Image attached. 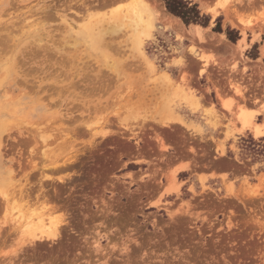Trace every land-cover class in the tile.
Returning <instances> with one entry per match:
<instances>
[{"label": "rangeland", "instance_id": "rangeland-1", "mask_svg": "<svg viewBox=\"0 0 264 264\" xmlns=\"http://www.w3.org/2000/svg\"><path fill=\"white\" fill-rule=\"evenodd\" d=\"M69 1L0 0V35L39 28L79 62L0 71V264H264V0H192L207 25ZM143 1L144 37L119 24Z\"/></svg>", "mask_w": 264, "mask_h": 264}, {"label": "bare ground", "instance_id": "bare-ground-1", "mask_svg": "<svg viewBox=\"0 0 264 264\" xmlns=\"http://www.w3.org/2000/svg\"><path fill=\"white\" fill-rule=\"evenodd\" d=\"M72 1V0H71ZM71 1H69V2H71ZM79 1V3H80V1L81 0H78ZM78 1H77V3H78ZM96 1V0H95ZM117 1H124V0H98L96 3H94V2H89V4H87V3H85V2H87L86 0H85V2H83V3H80V4H82V5H80V6H76V2H74L75 4H74V6L72 5V4H68L69 5V7L72 9V6L73 7H77L76 8V11H75V14L76 15H78L79 17L81 16V18L83 17L84 18V16L86 17V16H88L89 14L91 15V10H92V8H98V7H106V6H108V5H110V4H114L115 2H117ZM94 3V4H93ZM120 3H122V2H120ZM143 3H145L144 1H143ZM162 3V2H161ZM140 4V3H139ZM146 5H144V6H142V4H141V6L142 7H140L139 9L137 8V5H133L134 7H132L131 8V12H129L128 13V15H125V14H127V12L124 14V16H123V18L122 19H119V24H121L122 25V27L124 28H126L127 30H129L128 32H130V29L131 28H141V30H140V28H139V30L140 31H142V36L144 37V35H146V36H148L149 35V33L148 34H146L147 32L146 31H144V29L146 28V30L148 29V28H150V20H149V16H150V7L147 5V3H145ZM77 5H79V4H77ZM162 5V4H161ZM156 6H157V4H156ZM8 9V8H7ZM78 9V10H77ZM126 9V8H125ZM10 10V9H9ZM5 11H7V10H5ZM127 11V10H126ZM130 11V10H129ZM156 11L158 12V16L159 17H161V18H163L165 15H166V12L164 11V6L162 7V8H157L156 9ZM44 12V11H43ZM2 14H4V13H2ZM2 14H0L1 16H3ZM42 14V13H41ZM43 14H46V15H44V16H48V19H49V17L51 16V12L49 11V9L47 10V11H45ZM17 15V14H16ZM18 16V15H17ZM92 16V15H91ZM146 16H147V18H146ZM163 16V17H162ZM46 17L44 18V19H46ZM52 17V16H51ZM111 17V16H110ZM1 18V17H0ZM15 18V17H14ZM18 18V17H17ZM22 18V17H21ZM107 19V18H106ZM164 19V18H163ZM169 19V18H168ZM177 19V18H176ZM13 20V19H12ZM16 20H18V19H16ZM25 20V19H24ZM171 20H173L174 21V19H171ZM43 21V20H42ZM45 21V20H44ZM47 21V20H46ZM107 21V20H106ZM177 22L176 23H171V25H174V26H176L177 24H179V25H181V22L179 21V20H176ZM0 22H1V20H0ZM16 22V21H15ZM15 22H13L14 24H15ZM19 21H17V23H18ZM35 22V21H34ZM41 22V21H40ZM97 22V21H96ZM95 22V24H98V23H96ZM105 22V21H104ZM110 22V21H109ZM2 23V22H1ZM5 23V22H4ZM11 23H12V21H11ZM17 23L15 24V25H17ZM38 23V22H37ZM6 24V23H5ZM45 24V23H44ZM105 24V23H104ZM112 25V24H111ZM11 26V25H10ZM20 26H22V25H20ZM19 25H18V28L20 27ZM99 26V25H98ZM116 26V25H115ZM0 27H3V28H5L4 26H0ZM104 27H105V25H104ZM103 27V28H104ZM111 27V26H110ZM117 27H119L118 25H117ZM121 27V28H122ZM9 28V27H8ZM14 27L12 26V29H13ZM15 28H17V27H15ZM44 28V27H43ZM94 28H95V26H94ZM116 28V27H115ZM114 28V29H115ZM10 29V28H9ZM45 29H46V26H45ZM45 29H44V31H45ZM53 29V28H52ZM96 29V28H95ZM117 29V28H116ZM1 30H3V29H1ZM23 30V29H22ZM49 30V29H48ZM124 30V29H123ZM8 31H10V30H8ZM37 31H40L39 30V28H37V30H34L32 33H30V35H29V38L27 37V40H25L24 42H22V41H18V42H16L17 40H15V39H18L16 36H17V34H16V36L15 35H13L11 32H10V34H8V35H6V33H4V34H1L0 35V56L2 57V59L3 58H5V59H7L6 60V62L7 63H9V65L7 64V66H5L3 63L2 64H0V71H4L5 73H9L11 70H10V68H12V70L13 69H15V68H21L22 70L23 69H25L24 68V66L22 65V64H20L21 62H20V59H19V56H21V55H23V53L25 54V55H32V53H35V55H36V57H38V53H40V51L41 50H46L48 53H49V55L51 54V55H53V57H54V59H55V61H57V65H56V67L55 66H52V65H45L44 63H45V61L43 62L42 61V63H40V64H38V66L37 67H35V66H32V65H30V69H25L24 71H27L26 73H27V75H29V73L30 74H34V73H36V71L38 72V71H40L41 73H44V74H46V76H48V75H50L49 74V72H51L52 73V70L56 73V74H58L60 71H62L63 72V70H62V68L64 67H66L65 65H64V63H61L60 62V60L62 61V59L65 57H67L66 58V60L69 58V61L67 60L66 62H65V64L66 65H68L69 66V68L71 67V68H75V66L76 67H78L79 66V62L78 63H76V61H75V59H74V61H75V63L71 60V62H70V58L72 59V57H73V54H74V52L73 51H75V53H76V50H73L72 49V47H71V49L69 48L70 47V45H69V47L65 50L64 48H60V45H58V41L56 40V39H54V40H52L51 42L53 43L52 45H53V47H48V45L47 44H43V42H42V40H44L43 38L44 37H42V35H40V34H38L37 33ZM52 32V31H51ZM94 32V31H93ZM96 32V31H95ZM126 32V31H125ZM128 32H126V34L128 33ZM15 33V32H14ZM21 33H22V31H21ZM20 33V34H21ZM44 33V32H43ZM42 33V34H43ZM46 33V32H45ZM47 33H49V32H47ZM49 34H51V33H49ZM3 35V36H2ZM6 35V36H5ZM10 35H13V36H10ZM16 37V38H12V37ZM48 36V35H47ZM47 36H46V38H47ZM106 36V35H105ZM31 38L32 39H34V40H31ZM11 39V40H10ZM69 40V39H68ZM68 40H67V42H68ZM139 40H140V38H139ZM48 41V40H47ZM9 42H11V43H9ZM49 42V41H48ZM11 44V46H12V43H13V47H12V49L10 50V48L9 47H11V46H9L8 47V45L9 44ZM16 44V45H15ZM59 44H60V42H59ZM66 44V43H65ZM103 44V43H102ZM105 45V44H104ZM108 45V44H107ZM112 45V44H111ZM128 45V44H127ZM5 46H7L9 49L8 50H10L9 52H8V50H7V52H6V48L7 47H5ZM15 46V47H14ZM114 46V45H113ZM104 47H106V45L104 46ZM116 47V46H115ZM122 45L121 46H118V47H116V48H114V54L116 53V55L118 54V56H121V57H119V58H122L123 56H125V57H127L125 54H124V52H122V51H124L122 48ZM30 48V49H29ZM119 50H118V49ZM83 50V49H82ZM84 51V50H83ZM118 53H117V52ZM42 52V51H41ZM51 52V53H50ZM64 52V53H63ZM120 52H122L124 55L122 56V55H120L121 53ZM5 53V56L4 55H2V54H4ZM6 53H9V55L11 56V62H9V59L8 58H6ZM45 54V53H44ZM67 54V55H66ZM35 55H34V58H35ZM50 55V56H51ZM40 56H43V55H40ZM132 56V55H131ZM130 56V57H131ZM47 57H49V56H47ZM53 57H51L52 59H53ZM77 57V56H76ZM83 57V56H82ZM129 57V58H130ZM28 58V57H27ZM50 58V59H51ZM65 58H64V60H65ZM124 58V57H123ZM128 58V59H129ZM48 59V58H47ZM127 59V61L125 60L124 62L125 63H123V61H122V63H123V66H125V68H127V65H130V64H132L131 63V61H132V59H130V60H128ZM133 59H134V57H133ZM30 60H32V59H30ZM120 61H121V59H119ZM124 60V59H123ZM40 61V60H39ZM47 61V60H46ZM49 61V60H48ZM23 62H25V61H23ZM28 62V61H27ZM27 62H26V64H27ZM83 62V61H82ZM100 62V61H99ZM32 63L35 65V64H37V62L35 61V60H33L32 61ZM81 63V62H80ZM94 63V62H93ZM113 63H114V61H113ZM126 63H128V64H126ZM30 64V63H29ZM49 64V63H48ZM98 64H102V63H98ZM98 64H96V65H98ZM135 64V63H134ZM25 65V64H24ZM91 65V64H90ZM109 65V64H108ZM52 66V67H51ZM93 66H94V64H93ZM100 66H102V65H100ZM121 66V65H120ZM55 67V68H54ZM115 67H116V65H115ZM132 66H130V68H131ZM28 68H29V66H28ZM50 68H52V70L50 69ZM68 68V67H67ZM100 68V67H99ZM105 68V67H104ZM108 68V71L111 69H109V67H107ZM122 68V67H121ZM129 67H128V69H130ZM135 67H133L132 69H134ZM88 69V68H87ZM118 69V68H117ZM51 70V71H50ZM67 70V69H66ZM85 70V69H84ZM90 70V69H89ZM89 70H88V72H89ZM114 70H116V68H114ZM113 70V71H114ZM119 70V69H118ZM18 71V70H17ZM24 71H23V73H24ZM28 71H30V72H28ZM71 71H72V69H71ZM101 71H102V69H101ZM120 71V70H119ZM122 71V70H121ZM125 71V70H124ZM20 72V71H19ZM68 72V71H67ZM66 72V73H67ZM72 72H75V71H72ZM81 72V71H80ZM87 72V76H88V73ZM107 72V71H106ZM76 73V72H75ZM114 73H116V72H114ZM60 74V73H59ZM79 74V73H78ZM117 74V73H116ZM26 75V74H25ZM26 75V76H27ZM40 75V74H39ZM68 75H69V73H68ZM70 75H71V72H70ZM69 75V76H70ZM98 75V74H97ZM32 76V75H31ZM68 76V77H69ZM74 76V75H73ZM86 75L84 74V78H86L85 77ZM90 76H93V74L92 75H90ZM90 76H89V78H90ZM113 76V75H112ZM118 76H119V74H118ZM36 77V76H35ZM38 77H40V76H38ZM61 77V76H60ZM59 77V78H60ZM75 77V76H74ZM73 77V78H74ZM94 77V76H93ZM102 77H106V76H103L102 75ZM50 78V77H49ZM48 78V79H49ZM100 78V77H99ZM116 78V77H115ZM42 79V78H41ZM45 79H46V77H45ZM44 79V80H45ZM88 79V78H87ZM86 79V80H87ZM15 80V79H14ZM71 80V79H70ZM104 80V79H103ZM37 81L39 82V80L37 79ZM55 81H57V80H55ZM58 81H60V80H58ZM74 81V80H73ZM107 81V80H106ZM60 82H62V80L60 81ZM75 82V81H74ZM77 82V81H76ZM96 82H98V84H101V82H102V80L101 79H98L97 78V80H96ZM95 82V83H96ZM15 83H18V85H23V84H25V87H26V85L27 84H29L30 82H28V79H25V80H19V81H16ZM63 83V82H62ZM73 83V82H72ZM105 83V82H104ZM1 84V83H0ZM32 84V83H31ZM41 84H43L42 83V81H41ZM47 84V83H46ZM67 84V83H66ZM103 84V83H102ZM101 84V85H102ZM38 85V84H37ZM53 86L54 84H50V86ZM59 85V84H58ZM63 85V84H62ZM8 88H14L15 86H14V84H12V83H8L7 85H6ZM39 86V85H38ZM44 86V85H43ZM103 87V89H104V84L102 85ZM1 87V86H0ZM37 87V86H36ZM41 87V86H40ZM47 87V86H46ZM45 87V88H46ZM60 87V86H59ZM59 87H57V89L59 88ZM68 87V86H67ZM30 88H32V86L30 85ZM29 88V89H30ZM44 88V87H43ZM42 88V89H43ZM44 88V89H45ZM52 88H54V89H52ZM65 88H66V86H65ZM89 88V87H88ZM51 89L52 90H55L56 91V89H55V86L54 87H51ZM63 89V88H62ZM61 89V90H62ZM98 90H100L99 88H98ZM35 91V90H34ZM48 91V90H47ZM63 91V90H62ZM25 92V91H24ZM29 92V91H28ZM33 92V91H32ZM36 92H37V88H36ZM41 92V91H40ZM31 93V92H30ZM52 94V93H51ZM38 96H39V94H38ZM43 97H46V95L45 96H43ZM42 97V98H43ZM48 97V96H47ZM4 98H6V97H4ZM11 98V97H10ZM34 98V97H33ZM38 98V97H37ZM39 98H41V97H39ZM41 98V99H42ZM36 99V98H35ZM10 100V99H9ZM42 103V102H41ZM6 104H8V102H6ZM46 107V106H45ZM11 109V108H10ZM1 116V115H0ZM3 117V116H2ZM59 118V117H58ZM47 120V119H46Z\"/></svg>", "mask_w": 264, "mask_h": 264}, {"label": "trees", "instance_id": "trees-1", "mask_svg": "<svg viewBox=\"0 0 264 264\" xmlns=\"http://www.w3.org/2000/svg\"><path fill=\"white\" fill-rule=\"evenodd\" d=\"M167 9L181 17L186 24L198 23L202 25H207L210 21V17L202 14L199 5L194 3L192 0H164ZM228 37L230 40L235 41V36L228 32Z\"/></svg>", "mask_w": 264, "mask_h": 264}]
</instances>
